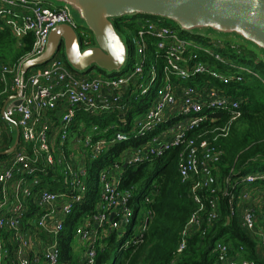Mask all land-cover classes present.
<instances>
[{
  "label": "built area",
  "instance_id": "1",
  "mask_svg": "<svg viewBox=\"0 0 264 264\" xmlns=\"http://www.w3.org/2000/svg\"><path fill=\"white\" fill-rule=\"evenodd\" d=\"M125 22L132 24L125 27L127 65L130 60L134 62L124 75H79L63 57L56 55L42 69H32L22 83L23 64L45 52L52 28L60 24L75 29L77 26L65 8L32 0H0V29L10 30L19 44L28 35L34 36L31 51L19 63L1 68L5 90L0 96V116L1 102L12 96L2 119L15 122L20 130V143L0 171V264H71L60 261L59 238L66 221L87 194V162L132 139L139 143L126 152L125 165H140L178 150L182 182L190 183L196 209L170 264H178L195 231L204 236L219 221L220 197L227 200L231 218L237 217L242 204V227L256 238L264 264V171L250 172L235 180L230 176L217 178L215 185L212 178V171L222 157L215 142L219 136H226L242 117L243 104V99L221 92L216 82L223 85L241 82L243 73H252L251 70L236 64L234 71L218 69L217 65L225 62L220 53L197 43L177 26L168 24L166 18L136 15ZM82 42L84 47L89 46L83 38ZM213 45L223 47L221 41ZM198 51L210 55L213 61L200 59ZM21 91V104L9 107ZM152 92L155 97L149 108L129 119L127 115L133 105L126 102L127 97L138 101ZM216 110L231 114L223 126H216V119L207 114ZM79 112L90 117L114 113L120 129L118 125L105 130L97 125L88 129L82 125L75 131L73 126ZM52 113L55 118L49 117ZM110 130L111 138L103 137ZM74 133L79 151L77 161L69 147ZM116 168L121 165L100 172L96 209L83 216L75 228L74 239L82 244V256L75 264H97L98 249L114 232L121 239L125 237L119 251L143 242L152 213L145 211L135 217L130 206L133 191L120 188L122 171L117 177ZM49 169L61 175L57 180L60 190L41 187L42 176H47ZM255 200L261 212L254 208ZM146 202H151L149 197ZM32 210L37 215L36 230L48 237L42 248L37 247L30 229L24 225ZM130 227L133 230L127 233ZM8 242L14 247L13 253ZM213 252L214 264H257L239 258L240 253L234 257L231 246L223 241L216 242Z\"/></svg>",
  "mask_w": 264,
  "mask_h": 264
},
{
  "label": "trees",
  "instance_id": "2",
  "mask_svg": "<svg viewBox=\"0 0 264 264\" xmlns=\"http://www.w3.org/2000/svg\"><path fill=\"white\" fill-rule=\"evenodd\" d=\"M125 21L126 19L123 18L115 22L116 28L122 34L126 32V26H132ZM126 36L128 37L127 33ZM191 38L224 57L225 62L219 63L218 69L234 71L236 69L233 65L239 63V66L252 70V73H243L241 82L228 85L216 82L221 92L243 99V104L242 117L234 122L226 136H219L215 142V145L222 152V157L212 171L213 184H216L215 179L217 178L223 180L230 176L235 180L250 172L264 171V61L256 63L249 58L254 67L242 65L246 61L244 56L247 55L234 40V42L225 41V47H215L214 43L209 42L210 38L200 36H192ZM33 43L34 36L32 34L19 44L10 30L0 29V96L5 90V83L1 80L2 66L19 63L31 51ZM197 53L200 59L213 61L210 55H206L202 51ZM63 59L65 60L64 57ZM151 60L154 61V58L151 57ZM133 62L134 60H130L122 72L112 75V77L127 73L129 69L133 68ZM259 71H262L263 78L260 77ZM5 97L3 96V98ZM154 97V92L138 101L127 97L126 100L128 101L126 102L133 105V109L127 117L131 119V117L149 108ZM5 101L7 98L1 102L2 106H4ZM207 114L216 119V126H223L231 115L222 110L208 111ZM82 125L87 129L97 125L103 130L118 125L117 129H120L118 117L114 113L102 117H90L79 112L73 129L78 131ZM112 134L113 132L110 130L103 137L111 138ZM138 143L132 139L126 143L116 144L96 160L87 162V194L85 199L77 204L74 213L66 221L65 229L59 238L61 263L70 262L74 264L75 257L72 253L71 242L74 238L75 228L80 224L83 216L94 212L96 209L100 194V172L103 169H110L116 164L121 165L122 168L120 188L133 191L130 206L134 210L135 217L145 211H151L152 216L149 219L143 242L137 247L119 251L125 237L119 239L116 232L106 237L103 240V246L98 249L97 264H108L113 254H115V259L112 264L171 263L182 232L196 209L191 197L190 183L182 182L178 170V150L169 151L160 158H154L140 165L131 164L125 167L122 156L126 154L129 148ZM13 144L0 149V152L9 149ZM12 155L0 156V161ZM48 173L47 176H42L41 187L51 191L60 190L61 185L57 182L61 178L59 172L49 169ZM148 197L150 203L146 202ZM219 213V221L214 227L208 229L204 236L201 232L196 231L191 235L188 249L181 256L178 264H214L216 256L213 249L216 242L222 239L223 242L231 246L234 255L237 253L244 254L245 258L253 260L257 264H263V260L261 261L258 256L260 247L256 238L240 225L238 217H230V207L227 200L221 197ZM132 230L130 227L127 233H131ZM8 247L10 253H13L14 247L10 244ZM240 248H243V251Z\"/></svg>",
  "mask_w": 264,
  "mask_h": 264
},
{
  "label": "water",
  "instance_id": "3",
  "mask_svg": "<svg viewBox=\"0 0 264 264\" xmlns=\"http://www.w3.org/2000/svg\"><path fill=\"white\" fill-rule=\"evenodd\" d=\"M50 3L48 0H32ZM67 9L72 18L77 11L87 30L94 37V45L84 47L77 29L60 24L52 28L45 52L26 61L21 68V81L37 67L47 65L62 52L70 69L87 74L93 68L108 76L122 72L129 58L128 45L122 40L115 22L125 17L146 15L172 20L189 36L233 39L260 49L264 55V0H54ZM74 20V19H73ZM21 91L11 106H18ZM14 98V97H13ZM12 98L2 108L5 109ZM20 143V130L14 144L0 152V156L13 154ZM125 167L127 165H124Z\"/></svg>",
  "mask_w": 264,
  "mask_h": 264
},
{
  "label": "rangeland",
  "instance_id": "4",
  "mask_svg": "<svg viewBox=\"0 0 264 264\" xmlns=\"http://www.w3.org/2000/svg\"><path fill=\"white\" fill-rule=\"evenodd\" d=\"M48 1L53 6H59L60 5V3L57 2V1H54V0H48ZM73 16H74V18H73L74 22H75V24L77 26L78 35L80 37H82L85 42L89 43V46H93L94 45V37H93V34L89 30H87L85 22L80 18V16H79L77 11H73ZM167 21H168L169 24L177 26V24L174 21L169 20V19ZM121 38L126 44H128V37L126 36V32H124V34L121 33ZM218 41H221L223 47H225L226 45H224V42L225 41H233V39H228V38H222V37L214 36L213 38H210V40H209L210 43H214V42H218ZM236 44L238 46H240V49L242 48L244 50L245 55L248 56V57L244 56L245 57L244 60H246V61L244 62V64L242 63V65H245V66L252 65L251 64L252 62H250V59H252L256 63L264 61V55H263V52L260 49L254 47V46H251V45L243 44L242 42H237L236 41ZM61 55H62V52L58 54V56H61ZM238 64L236 63V65H238ZM43 67L34 68L33 71L34 70L37 71L39 69H42ZM248 69L251 70L250 68H248ZM259 72H260L259 73L260 77L263 78L262 71H259ZM108 74H106L105 71H101L99 68H93V70L90 71L87 74L79 73V75H85V76H88V77H93V76H103V77H105ZM12 144H13V142H12ZM77 146H78L77 135H76V133H74L71 136V138H70L69 147L71 149L70 153L74 154L73 159H76V161L78 160V152H79L78 149H76ZM122 162L125 163V155L122 156ZM116 170H117L116 172H120V173L122 171L121 168H116ZM239 210H240V212L242 211V204H240ZM238 213H239V211H238ZM118 238L121 239L122 237L119 236ZM220 241H223V239L220 240ZM114 259H115V254H113V257L108 262V264H112L114 262Z\"/></svg>",
  "mask_w": 264,
  "mask_h": 264
},
{
  "label": "crops",
  "instance_id": "5",
  "mask_svg": "<svg viewBox=\"0 0 264 264\" xmlns=\"http://www.w3.org/2000/svg\"><path fill=\"white\" fill-rule=\"evenodd\" d=\"M10 81H11L10 80V77H8L7 86L10 85V83H11ZM9 98H12V96H9L7 99H9ZM49 117L55 118V116L53 115V113L52 114H49ZM45 120H46V116H45ZM0 124H1L2 129H3V141L0 143V149H3L6 146L12 144V142H14V140L16 139L17 126H16L15 122H13V121L12 122L11 121L10 122L4 121L2 119V115L0 116ZM9 159H10V157L7 158V159H4V160H1L0 161V171L2 170V167L5 164V162L8 161ZM115 173H116L117 177L119 175H121L120 172H115ZM255 202L256 203L254 204V208L258 210L257 212H261L262 209L260 208V205L257 204V201L256 200H255ZM238 211H239V213H238ZM241 212H240L239 207H238L237 217L239 219L240 225L242 226L241 218H240ZM36 217H37V215L36 214L34 215V212L32 210L29 213V216H27L25 218V221H24L25 224L24 225L27 228L30 229L31 234L33 236V239H34L35 244L37 245V247L38 248H42L43 245H44V242L46 240H48V237H47V235L45 233L38 232L36 230V227H35ZM257 224H259V222H257ZM4 239H7V241H8V234H5L4 235ZM71 248H72V253H73L74 257H75V262H74V264H75V263H77V260L79 258H81V256H82V254H81L82 253V244H81V242L78 239H74L73 238V240L71 242ZM237 254L236 255L233 254V256L234 257H237ZM258 256H259V258H261V261H262L263 260V256H262V250L261 249L259 250ZM238 257L239 258H245L244 254L238 255Z\"/></svg>",
  "mask_w": 264,
  "mask_h": 264
},
{
  "label": "bare ground",
  "instance_id": "6",
  "mask_svg": "<svg viewBox=\"0 0 264 264\" xmlns=\"http://www.w3.org/2000/svg\"><path fill=\"white\" fill-rule=\"evenodd\" d=\"M127 18L130 19V18H132V17H125V19H127ZM183 33H184V32H183ZM125 68H126V67H125ZM125 68H124V69H125ZM124 69H123V70H124ZM123 70H122V71H123Z\"/></svg>",
  "mask_w": 264,
  "mask_h": 264
}]
</instances>
